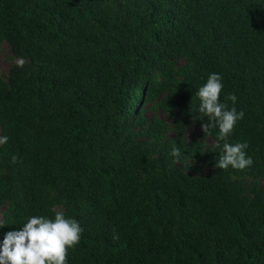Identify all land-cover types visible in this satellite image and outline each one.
<instances>
[{
	"label": "trees",
	"instance_id": "obj_1",
	"mask_svg": "<svg viewBox=\"0 0 264 264\" xmlns=\"http://www.w3.org/2000/svg\"><path fill=\"white\" fill-rule=\"evenodd\" d=\"M2 44L0 239L63 211L68 264H264V0H0ZM212 72L243 170L202 130Z\"/></svg>",
	"mask_w": 264,
	"mask_h": 264
},
{
	"label": "clouds",
	"instance_id": "obj_2",
	"mask_svg": "<svg viewBox=\"0 0 264 264\" xmlns=\"http://www.w3.org/2000/svg\"><path fill=\"white\" fill-rule=\"evenodd\" d=\"M223 83L218 73L207 75L206 81L196 90L198 99L197 112L207 117V124H202L204 135L216 128L214 148L219 151L216 166L243 170L252 164L246 155L247 143H229L237 121L244 113L229 107L221 101ZM227 99L235 105L236 96L229 94ZM7 136H0V145L7 142ZM181 151L173 145L170 156L174 161ZM5 225L0 221V226ZM82 229L74 218L63 211H56L52 218L43 215L29 216L18 230H10L0 239V264H68L67 251L79 243Z\"/></svg>",
	"mask_w": 264,
	"mask_h": 264
},
{
	"label": "rangeland",
	"instance_id": "obj_3",
	"mask_svg": "<svg viewBox=\"0 0 264 264\" xmlns=\"http://www.w3.org/2000/svg\"><path fill=\"white\" fill-rule=\"evenodd\" d=\"M14 62V59L12 58L8 47L5 44H2L1 50H0V73L4 76L7 74L11 63ZM153 115L152 112L148 111L147 116L151 117ZM157 117H159L162 120H168L165 118V116L161 113H157ZM200 133V128L198 126H192L188 131H187V138L189 140L194 139L195 137L198 136ZM208 144L211 143L210 140L206 141ZM262 186H264V182L260 183Z\"/></svg>",
	"mask_w": 264,
	"mask_h": 264
}]
</instances>
